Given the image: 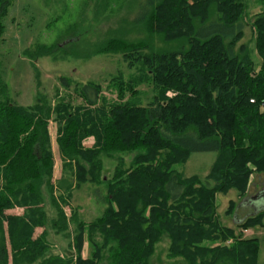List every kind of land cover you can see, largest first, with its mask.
I'll list each match as a JSON object with an SVG mask.
<instances>
[{
  "label": "trees",
  "instance_id": "trees-1",
  "mask_svg": "<svg viewBox=\"0 0 264 264\" xmlns=\"http://www.w3.org/2000/svg\"><path fill=\"white\" fill-rule=\"evenodd\" d=\"M258 2L252 48L241 42L247 0H147L137 19L148 39L111 41L99 51H120L130 68L137 64L130 92L152 84L145 105L124 99L129 87L122 81L119 99L100 106L95 83L80 87L78 105L65 97L54 105L38 92L31 107L3 98L7 87L0 83V264H99L105 257L110 264H151L164 237L176 264L258 263V239L241 237L217 214L218 194L245 195L252 175L264 176V0ZM8 4L0 0V21ZM51 120L76 185L105 184L109 201L88 224L55 204L52 227L65 233L74 225L76 232L74 251L64 256L50 253L41 194L45 183L53 193ZM89 136L92 147L83 145ZM194 151L217 152L204 178L177 169ZM120 152L135 155L127 163ZM104 154L117 160L108 179ZM234 206L231 200L229 212ZM17 207L24 213H8ZM263 225L260 210L236 227Z\"/></svg>",
  "mask_w": 264,
  "mask_h": 264
},
{
  "label": "rangeland",
  "instance_id": "rangeland-1",
  "mask_svg": "<svg viewBox=\"0 0 264 264\" xmlns=\"http://www.w3.org/2000/svg\"><path fill=\"white\" fill-rule=\"evenodd\" d=\"M6 13L0 24V83L7 91L3 98L23 107L36 103L37 93L45 94L55 103L61 98L78 105L83 103L80 87L86 83L100 85L98 106L118 100L120 81L127 87L125 98L147 104L153 95L152 84L135 87L139 95L131 94L130 78L138 75L137 64L130 68L120 51L99 52L111 41L138 42L148 39L144 23L137 18L147 7V0H8ZM245 31L241 42L254 47V29L251 21L261 10L258 0H247ZM162 43L155 38V45ZM53 48V52L49 49ZM62 78L67 79L65 85ZM126 87V88H127ZM49 149L53 156L54 173L51 180L53 193L45 183L41 187L44 209L47 213L46 238L52 255L73 253L74 225L65 233L57 232L51 224L57 218L55 204L63 207L66 217L74 214L77 219L89 223L99 218L108 207L105 184L85 183L76 185L73 161L65 159L57 141V124L49 125ZM94 138L83 140L92 147ZM122 153V154H121ZM116 155H119L116 153ZM115 156L102 155L103 175L110 178L117 165ZM129 163L135 152H120ZM218 158L216 151H194L189 159L177 169L185 176L199 175L204 178ZM73 175V177H72ZM264 176L253 174L245 195L235 189L217 196V214L223 224L236 228L243 238H257L259 242L258 263L264 264V225L242 230L236 224L249 215L264 210ZM234 208L229 212L230 201ZM259 203H258V202ZM257 202V203H255ZM17 207L8 213L23 214ZM42 229H37L39 235ZM169 240L164 237L156 246L151 264H176L178 259L168 256ZM91 254L85 244L83 256ZM108 256V255H107ZM32 264H38L34 262ZM99 264H110L106 257Z\"/></svg>",
  "mask_w": 264,
  "mask_h": 264
},
{
  "label": "water",
  "instance_id": "water-1",
  "mask_svg": "<svg viewBox=\"0 0 264 264\" xmlns=\"http://www.w3.org/2000/svg\"><path fill=\"white\" fill-rule=\"evenodd\" d=\"M261 196H262V197H264V194H262V195H259V196H258L256 199H258V198H259V199H258V201H260V199L262 200ZM258 201H257V202H258ZM257 202H255V203H257ZM258 203H259V202H258Z\"/></svg>",
  "mask_w": 264,
  "mask_h": 264
},
{
  "label": "built area",
  "instance_id": "built-area-1",
  "mask_svg": "<svg viewBox=\"0 0 264 264\" xmlns=\"http://www.w3.org/2000/svg\"><path fill=\"white\" fill-rule=\"evenodd\" d=\"M251 102H254V99H251Z\"/></svg>",
  "mask_w": 264,
  "mask_h": 264
}]
</instances>
